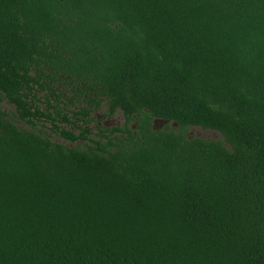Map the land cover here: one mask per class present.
<instances>
[{"label":"trees","instance_id":"16d2710c","mask_svg":"<svg viewBox=\"0 0 264 264\" xmlns=\"http://www.w3.org/2000/svg\"><path fill=\"white\" fill-rule=\"evenodd\" d=\"M2 102L0 264H264V0H0Z\"/></svg>","mask_w":264,"mask_h":264},{"label":"rangeland","instance_id":"374dc122","mask_svg":"<svg viewBox=\"0 0 264 264\" xmlns=\"http://www.w3.org/2000/svg\"><path fill=\"white\" fill-rule=\"evenodd\" d=\"M0 107L5 113H9V112L13 111V109L9 105H7L6 102H2L0 104ZM102 114H106L105 107L102 108L101 111H97L95 114L92 115V117H93L92 122L95 123L97 121L96 120L97 117L100 118V116ZM114 121L115 122H114V125H112V127H115V126L116 127H120L125 122V120L123 119V117L121 116V114L119 112L116 113V116L114 117ZM101 126H104V123L101 124ZM19 127L24 129V130H29V128L25 127V126H19ZM64 128L66 129V127H64ZM68 128H70V127H68ZM39 129H40V127H39ZM41 130L44 131L45 134L47 136H49L52 139L53 142L60 143V144H63L65 146H68V147H82V143L81 144L77 143V144H74L73 146L67 145L66 143H64L61 140V138L59 137V135L56 132H52V131L49 130V126H48L47 130H45V129H41ZM195 132L198 133L196 129L194 130V132L189 131V133L187 134V137L189 139L199 138L198 137L199 135L196 134ZM202 137H203L202 139H204V140H219L221 138L219 134H217L215 132H210V131L209 132H205V135L202 136Z\"/></svg>","mask_w":264,"mask_h":264},{"label":"flooded vegetation","instance_id":"af4514ba","mask_svg":"<svg viewBox=\"0 0 264 264\" xmlns=\"http://www.w3.org/2000/svg\"><path fill=\"white\" fill-rule=\"evenodd\" d=\"M104 103H103V107H101L100 109H99V111H101V109L102 108H104ZM105 110H106V107H105ZM93 115V114H92ZM116 115L114 114L113 116H108L107 115V111H106V114H102L101 116H100V118L99 117H97V121L94 123V122H91V124L90 125H88L87 126V128H89V130H90V132H92V135L94 136V135H97V133H98V131H97V129L96 128H99V129H101V130H103L104 128H113L112 127V125H114V117H115ZM92 119L93 118H91L90 119V121H92ZM104 123V126H101V124H103ZM124 124V123H123ZM123 124L121 125V126H123ZM79 126H81V124H78ZM111 126V127H110ZM120 126V127H121ZM116 127V126H115ZM163 128V127H162ZM67 145H71V144H69V143H66ZM75 144H77V143H75ZM81 144V143H80ZM74 145V144H73ZM73 145H71V146H73ZM84 146V144H82V147Z\"/></svg>","mask_w":264,"mask_h":264},{"label":"water","instance_id":"95a60500","mask_svg":"<svg viewBox=\"0 0 264 264\" xmlns=\"http://www.w3.org/2000/svg\"><path fill=\"white\" fill-rule=\"evenodd\" d=\"M167 125V122L166 121H161V120H155L153 121V129H161L163 126ZM171 127H173V125H171ZM195 129H191L190 131L191 132H194ZM197 132L196 134H198L199 136V139H202L205 135V132H209V131H204V130H201V129H197Z\"/></svg>","mask_w":264,"mask_h":264}]
</instances>
